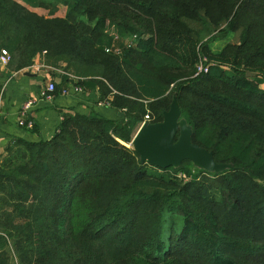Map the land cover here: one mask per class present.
I'll return each mask as SVG.
<instances>
[{"label":"trees","instance_id":"1","mask_svg":"<svg viewBox=\"0 0 264 264\" xmlns=\"http://www.w3.org/2000/svg\"><path fill=\"white\" fill-rule=\"evenodd\" d=\"M35 1L0 0L11 68L62 63L123 116L67 113L51 138L6 147L0 264H118L127 249L130 264H264V0H51L67 9L49 18ZM230 32L237 43L210 48ZM114 34L137 44L107 53ZM174 95L193 143L232 168L183 181L182 165L140 162L135 127L160 121Z\"/></svg>","mask_w":264,"mask_h":264},{"label":"crops","instance_id":"2","mask_svg":"<svg viewBox=\"0 0 264 264\" xmlns=\"http://www.w3.org/2000/svg\"><path fill=\"white\" fill-rule=\"evenodd\" d=\"M42 57L36 56L33 65L18 71L0 62V160L5 155L6 147L17 138L28 141L51 138L67 113L87 114L93 110L109 119L122 116L110 105L99 103L98 90L62 94L59 90L62 87L61 65L48 71ZM49 82H55L57 91L47 99L42 97V91ZM28 101H32V104L26 114L35 121L32 130L24 129L17 123Z\"/></svg>","mask_w":264,"mask_h":264},{"label":"water","instance_id":"3","mask_svg":"<svg viewBox=\"0 0 264 264\" xmlns=\"http://www.w3.org/2000/svg\"><path fill=\"white\" fill-rule=\"evenodd\" d=\"M131 146L141 163L160 169H178L184 161L209 173L232 168L231 163H217L212 151L193 143L192 128L181 116L176 95L160 121L142 122L132 137Z\"/></svg>","mask_w":264,"mask_h":264},{"label":"rangeland","instance_id":"4","mask_svg":"<svg viewBox=\"0 0 264 264\" xmlns=\"http://www.w3.org/2000/svg\"><path fill=\"white\" fill-rule=\"evenodd\" d=\"M18 2L25 4L24 0H17ZM44 2H41L39 5L41 6H36V7H29V9L32 12H35L37 15H41L44 16L46 18L49 17H63L65 15L66 12V6L60 4L57 7H46V6H42V5H52V1L51 0H43ZM34 5H36V1L34 0ZM142 37H144L145 35H141ZM129 38H121L117 35L114 34V44H113V49L117 52L122 53L124 50H126V45L127 43H129ZM239 41V33H228L225 37L221 38V39H216L214 41H212L210 43V48L214 51L221 49L222 47H224L226 44H233V43H237ZM7 65V64H6ZM46 65V64H45ZM63 66L62 63L59 64V66ZM200 65L205 66L206 62L203 61V63H201ZM199 65V66H200ZM46 66H48L47 70L48 71H52V68H55L52 65L47 64ZM58 67V65L56 66ZM70 74H73L70 70H69ZM75 75V74H73ZM76 76V75H75ZM195 76V74H194ZM121 115L123 116V114L121 113ZM148 121V120H146ZM142 124V123H141ZM138 124V126H136L135 131L138 129V127L141 125ZM181 171L177 172L178 173V177L181 178L183 181H188V180H192L194 179L197 175H199L198 172H196L194 169V166H192L189 162H185L182 164ZM175 174V173H174ZM202 175H199V177H201ZM210 181H212L211 177L209 179ZM231 256V258L234 260L235 264H262V263H258L257 261H253L251 258H248L244 255H236V253H232V254H228ZM132 256H134L133 250L127 249L124 250L122 253H120V256L118 258H116V262L118 264H130ZM186 259L183 258H179L177 259V264H192L190 261H185ZM9 264H16L14 259H11Z\"/></svg>","mask_w":264,"mask_h":264},{"label":"built area","instance_id":"5","mask_svg":"<svg viewBox=\"0 0 264 264\" xmlns=\"http://www.w3.org/2000/svg\"><path fill=\"white\" fill-rule=\"evenodd\" d=\"M137 41H138V36L137 35H132L130 36L129 38V43H127L126 47L127 48H133L136 46L137 44ZM105 52L107 53H115V54H120V52H116L113 47L112 48H105ZM10 61V54L5 50V49H1L0 50V62L3 64V65H6L8 64ZM203 61H205L204 59L198 64L197 66V70L195 72V76H198V75H201V74H205L207 73V65L205 66H202L200 65L201 63H203ZM45 65V64H44ZM200 65V66H199ZM46 66V65H45ZM48 68V66H47ZM62 75H65L68 80H70L68 82V84L66 85H62L61 89H60V92L62 94H67L69 92H73L75 94H83V89L82 87L79 85V84H76L75 82L77 80H79L78 77L70 74L69 72H65V71H61L60 72ZM56 90V84L55 82H49L47 83L45 89L42 91V97L43 98H47V99H50L53 95V93L55 92ZM100 104H108L107 101H104V100H101V102H99ZM32 104V101H28L24 104V111L23 113L20 114L18 120H17V123L20 127L24 128V129H27V130H30L32 128L35 127V121L32 117H29L27 116L26 114V110L27 108H29V106ZM150 121L149 120V116L148 115H145L144 116V119H143V122L144 121Z\"/></svg>","mask_w":264,"mask_h":264}]
</instances>
